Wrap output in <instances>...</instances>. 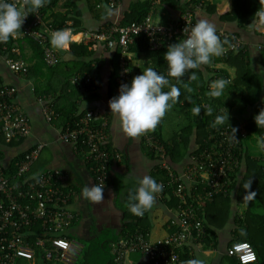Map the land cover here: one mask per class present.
<instances>
[{
  "label": "built area",
  "instance_id": "obj_1",
  "mask_svg": "<svg viewBox=\"0 0 264 264\" xmlns=\"http://www.w3.org/2000/svg\"><path fill=\"white\" fill-rule=\"evenodd\" d=\"M121 1L109 0L107 5L116 9ZM161 1L165 0H153L152 7ZM12 2L22 6L23 0ZM204 8L205 3L199 1L193 11L181 13L169 24H156L151 9L140 21L124 26L113 21L96 31L82 32L79 41L103 42L120 49L116 79L119 88L131 80L129 49L136 37L144 35L150 51L167 49L184 39L183 29L195 24V12ZM65 30L74 36L71 28ZM22 31L17 38H29L41 45L44 64L54 67L60 57L50 41L58 30L43 21L40 10L33 12L31 19L30 14L27 15ZM217 34L229 42L224 45L226 54L245 50L243 41L236 34L225 30H217ZM259 49L264 51V45ZM16 55L14 58L5 57L6 67L15 75L26 76L29 64L18 52ZM79 80L75 78L73 82ZM90 81L89 77L86 78L85 85ZM17 93L16 86L4 83L0 78V137L7 143L21 142L31 134L29 117L17 105ZM38 101L46 122H53L57 113L51 98L40 96ZM202 108L210 109V103L203 102ZM238 129L244 138L248 135L245 124ZM140 138L146 151L157 161V171L162 174L156 180L163 185L158 196L165 199L174 197L179 204L169 225L171 232L166 237L151 240L148 235L135 231L120 239L113 252L118 263H122L128 254L139 253L147 258V264H181V252L185 248L190 252L189 244L202 242L206 235L201 215L204 205L231 194L232 175L239 169L243 154L241 140L237 135L236 140L230 139V129L215 127L204 141L206 145L190 153L188 163L177 170L170 161L166 145L153 131ZM59 139L71 143L74 151L85 158L95 183L107 185L112 162L122 158L121 153L110 145L107 116L96 110L85 111L73 125L62 128ZM43 148L44 145L38 143L27 151L16 153L15 156H22L12 171L7 163L0 162V264H76L82 253L83 245L70 234L78 217L71 207L74 191L69 175L57 168L32 172ZM3 151L0 143V155ZM227 255L235 257L240 264L256 261V253L248 242L233 244L227 249Z\"/></svg>",
  "mask_w": 264,
  "mask_h": 264
},
{
  "label": "crops",
  "instance_id": "obj_2",
  "mask_svg": "<svg viewBox=\"0 0 264 264\" xmlns=\"http://www.w3.org/2000/svg\"><path fill=\"white\" fill-rule=\"evenodd\" d=\"M71 1L73 7L70 8V10L64 6L67 0H59L54 7H49L45 13H42L43 21L45 23H50L52 13H65L67 10L72 14H74V11H79L80 13L78 17L81 22L78 27L79 30L76 33L74 32L75 34L71 37L70 42L61 49V54H59V61L61 64L56 68H51L47 67L42 62H38L40 63V68L38 69V67H36L35 74L30 77L15 75L7 68V70L5 68L3 70L0 69V78L2 81L17 87V105L29 117L31 124V134L28 138L12 146L2 144L4 151L2 155H0V162L8 163L16 153L20 154L27 151L35 144L42 143L44 145L39 159L32 167V172H39L46 168H57L65 171L69 175L71 188L74 191L71 207L77 213L78 217L77 221L72 226L70 234L71 237L79 241L84 248L86 242L97 238L102 232H104V230L112 231L115 234L121 232L126 220L124 219V213L121 208L118 207L117 203L124 201L126 195L134 190L138 178H141L144 175H150L157 180L161 177V173L157 171V161L148 154L142 145L141 138L138 137L133 139L128 137L121 129L118 118L110 112L108 106L109 100L112 97L119 95L118 85L115 80L112 81L113 65L115 64L113 59V46L109 47L103 42L93 43L79 41V34L82 32L96 31L100 26L107 22L117 21L119 23L124 11L128 9L131 3L139 1L145 2L148 0H122L121 5L118 8L111 10L106 9L107 11L105 13L102 11L93 12L89 7V3L99 4L102 0ZM179 1L184 4L187 0ZM207 2H209L208 4H210V7H205L204 9L195 12L194 16L196 22L199 20H208L215 25L217 30H225L228 32L239 31L240 38L245 45L244 51L247 53L252 72L264 77V54L259 49V46L264 45V5L259 27L255 33L251 27L238 30L236 22L220 20L219 17L226 11H229L231 0H208ZM181 7L173 9L165 4L154 5L151 8L154 22L156 24H169L178 18ZM103 13L104 17L102 16ZM72 16L74 17L75 15ZM72 23L73 20L67 22L69 28H71ZM71 30H74V28H71ZM74 38L76 40H74ZM71 42L93 45V48L95 49L94 55L88 58H79L74 54L69 53V45ZM14 51L15 53L18 52L29 66H33L37 62V59H34L35 55L33 50L24 42L21 45V51L20 48ZM232 54L235 56L238 52H233ZM0 58L4 59V64L2 63V66L6 67L5 57L0 56ZM222 58H224V56H222ZM215 59L216 58H213L212 63H210L208 67L205 65L199 70H193L196 79H210L209 83L218 78L227 79L230 83L221 97L231 100V102L234 103L238 96L232 92L231 85L237 76V69L233 65H228L222 59L219 60V62H215ZM91 60L93 61V64L96 63V67L100 68L97 71V87H93L90 91H86L85 87L87 85H85V79L88 77L90 79L92 78L90 75L84 74V76L80 77V80L77 82L79 88L77 94L72 95L71 88L66 86L61 89L63 83L59 82V79H62V75L64 77H66V75L67 77L68 75H73V72H75L73 69L77 68L79 62ZM130 62L132 78L141 74V72L148 67H152L161 74L167 76V71L159 66V61L153 53L139 54L130 52ZM51 71L53 72L51 73ZM217 73H219V76L221 77L218 75L214 76ZM186 76L187 74H185V77ZM75 78L76 77L73 78L72 84L74 83L73 81ZM169 79L173 85L180 88V99L182 103L172 106V108H175L173 112L176 111L175 114L178 118V128H171V130L165 129L164 125L167 121L166 115L161 121L159 132L166 143H172L177 135L178 138L181 135L185 137L183 130L189 125H194V122H196L192 113L193 107L191 106L195 101L190 100L193 96L190 94L188 97V90L183 83H178L171 77H169ZM49 80L53 83L52 87L48 83ZM209 83L207 85H209ZM48 89H51L54 94L44 93L43 95H40ZM167 90L168 89L166 88L165 91ZM208 91L209 88L207 86V92ZM46 95L53 101L54 108L55 105L60 107L70 106L71 103L75 102L78 107L75 117H78L81 113L88 110H96L100 115L107 116L110 145L121 153L122 158L120 161L112 162L109 181L105 186V199L102 203L93 204L91 201L83 197L82 192L85 185L95 184L94 174L91 172L85 158L74 151L72 144L63 142L59 139V133L63 128V118H58L57 115L51 123L46 122L44 119L41 112V103L38 101V98ZM186 96L188 98H185ZM203 102H209L210 108L212 107V103L207 97L201 102V109L203 111ZM172 108L169 111H172ZM68 109L70 108L68 107ZM237 109L238 106L233 105L229 107L228 113L231 118L239 119V114L236 111ZM224 111L225 108H222L219 112L222 113ZM192 132L193 133L186 145L182 143L179 144L178 154H175V159L172 160V158H170L172 165L177 170L182 169L188 163L190 153L197 151L200 148V144L197 143L196 128L192 127ZM179 142L182 141L179 140ZM45 152L48 153L47 157L44 156ZM228 198L230 199V205L232 206L231 217L224 223L218 222L216 225L208 226L213 232V234H208V239H210L209 243L191 242L189 244L190 261L198 259L201 261V264H237L234 259L227 255V249L230 247L229 245L234 238H237L242 231L241 229H238L239 226L237 222H234V217L239 215V217L244 220L246 218L245 213L248 210V206H245L244 203H237L235 194H230ZM170 201L171 199L159 197L157 194L155 205L144 214L150 230L148 236L151 240L163 239L171 232L169 225H171L172 220L176 216V208L169 204ZM254 206L258 205L254 204ZM261 209V212L259 211L256 213L251 211L249 214L252 216L250 222L252 223L253 221L251 227H253L254 232L256 231L258 233V235H256V237H258L257 239L264 243V227L262 228V226H264V208L261 207ZM236 229H238L237 232L235 231ZM80 258L81 255L76 264L79 262ZM147 261V258L139 253H131L128 254L124 258V261L119 264H147ZM254 264H264V258L261 257L260 261Z\"/></svg>",
  "mask_w": 264,
  "mask_h": 264
},
{
  "label": "trees",
  "instance_id": "obj_3",
  "mask_svg": "<svg viewBox=\"0 0 264 264\" xmlns=\"http://www.w3.org/2000/svg\"><path fill=\"white\" fill-rule=\"evenodd\" d=\"M59 0H48L46 5L39 10L42 13H45L49 7H54ZM109 0H102L99 4H90L89 7L90 10L95 11H102L106 12L108 10H111L107 3ZM199 1H203L205 3V7H210L208 0H187L182 4L179 0H165L161 1L160 4H165L173 9L180 8V14L184 13L186 11H193L194 5H196ZM152 2L153 0H148L145 2H133L129 5L128 9L124 11V14L119 22L121 26L128 25L131 22L140 21L143 19L148 13L151 11L152 8ZM181 3V5H180ZM179 5V6H178ZM263 5L264 0H231V7L229 11H226L224 14H222L219 18L220 20L228 21V22H236L238 25V30L243 28L251 27V29L256 33L257 28L259 27V23L262 17L263 13ZM65 8H72L73 3L71 0H67L65 3ZM69 10L65 13H52L50 17V24L53 26L55 30H65L69 26L67 22L69 20H73V23L71 25V28H74L73 33L77 32L79 30V25L81 22L79 21L78 17L80 15L79 11H74V14H72ZM103 13V17H104ZM30 14V19L32 18V13ZM72 15H75L74 17ZM111 23V22H107ZM106 24V23H105ZM74 33V34H75ZM230 33H234L237 36L240 37L239 31H233ZM117 38L115 37L114 40ZM117 41V40H116ZM227 41V40H226ZM24 43L28 44L31 49L34 52L35 58L37 59V62L33 66H29L27 77H30L31 75L35 74V69L38 67L40 68L38 62H43V49L42 46L38 43L30 40L29 38H13L10 39L7 43H0V56L2 57H16V53L14 50L19 49L21 51V45ZM229 42L225 45H228ZM58 53L61 54V49L56 48ZM113 53H114V61L115 64L113 65V71H112V81L117 79L118 73H119V59H120V49L114 45L112 47ZM167 49L157 50V51H150L149 50V44L148 40L144 35H140L136 37L133 44L130 46L129 51L135 52V53H153L156 59L159 61V66L167 71V62L163 59V54ZM69 53L74 54L75 56L79 58H88L95 53V49L93 48V45L87 44L84 45L82 43L77 44L75 42H71L69 45ZM233 52H229L228 54L224 55V58L219 57L215 59V62H219V60H223L228 65H233L237 69V76L233 81V84L231 85V90L234 92V94L237 97L236 101L233 103L231 100L224 99L221 96L216 99L210 100L212 103V112L213 115H208V111H201V115L199 117H195L196 122H194V125H189L183 130L184 136H180L178 138V135L175 137L172 143H166L159 132V128L161 126V123L157 126V128L153 131L159 138L162 139L164 144L167 147V151L169 154V158L175 159V154H178V146L179 144L186 145L189 141L191 135H192V127L196 128V135H197V143L200 144V146H205L206 143L204 141L207 139L208 135L211 133V131L215 128L213 127V123L215 120V117L220 114H224L228 111L230 106H238V109L236 110L239 114V119L231 118L229 116V124L232 127H236L237 129L241 124H245L246 130L248 132V135L244 138L242 134H240V131L238 129L236 135L240 137V144L242 147V157H241V164L239 169L236 171L235 174L232 175L233 182L231 185V194L236 195V202L237 203H247L248 210L245 213L246 218L243 220L239 217V215H236L234 217V222H237L239 228L242 231L237 236V238H234V240L230 243L229 246H232L235 243H241V242H248L253 247L255 253H256V261L254 263H258L260 261V258H264V243L258 240L256 235L258 233L253 230L252 223L250 222V218H252L251 214V207L252 204L255 203V201L260 205L262 208H264V149H261L259 147V143L257 140L264 139V128H257L255 124L254 117L257 115L262 109H264V97H263V91H264V77L261 75H257L252 72L251 66L249 64V59L247 56V53L244 50H240L237 55H233ZM264 54V51H262ZM262 54V55H263ZM247 59H246V58ZM264 57V55H263ZM32 61V60H31ZM61 64L60 61L54 66L55 68ZM207 67L209 65H206ZM51 67V68H54ZM100 68L96 67V63L93 64V61H81L78 63L77 68L73 69L74 74L73 75H66L64 77L62 75V79H59V82L63 83L61 86V89L63 87H69L71 88V94L75 95L77 94V90H79L77 83L72 84V80L74 77L79 78L83 77L84 74H88L91 76L90 84L85 87L86 91H90L91 88L97 87V77H98V70ZM132 70V68H131ZM53 71H51L52 73ZM56 73V71H55ZM221 73V72H220ZM188 75V74H187ZM222 75V74H220ZM216 76V75H214ZM219 76V75H218ZM221 77V76H219ZM131 79H132V72H131ZM183 85L188 90V97L190 94L193 96L190 98V100L195 101L191 106L194 107H200L201 108V102L203 99L208 97L207 92V84L209 83V80L204 79H195L191 80L190 78L183 77ZM49 85L52 87L53 83L51 80L48 81ZM37 91V90H36ZM44 93L52 94L53 91L51 89L45 90L42 92ZM54 94V93H53ZM187 96L185 98H188ZM209 98V97H208ZM68 107L70 109H68ZM77 105L74 103H71L70 106H56L55 105V111L58 115V118H63V127H67L69 125H73L74 122L81 117L84 113H81L78 117H75V113L77 111ZM225 108V111L220 113L219 111ZM201 118V119H200ZM218 128L227 127V125L223 126H216ZM229 129V128H228ZM182 141V142H179ZM0 143L12 146L15 144H18V142H5L0 137ZM204 144V145H203ZM151 155L150 153H148ZM19 156H13L11 160L7 163L9 166V170L15 169V162L20 160ZM152 156V155H151ZM153 157V156H152ZM111 168V167H110ZM162 175V174H161ZM249 185L251 187L249 188ZM253 193H255L253 195ZM229 197V196H228ZM228 197H218L214 202L208 203L204 205L203 213H201L206 235L203 237V241L205 243H209L210 239H208V234L213 232L209 229L208 226L210 225H216L218 222H226L230 217L232 213V206L230 205V199ZM129 194L126 195L125 200L122 202H118L117 205L119 208H121L122 212L124 213V219L126 222L123 224L122 231L118 234H115L112 231L104 230V232L101 233L97 238H94L88 242L85 243L84 248L81 253V258L77 264H119L116 260V255L113 252L114 246L116 243L123 238H127L131 234H133L135 231H140L146 235H148L149 227L146 221V218L143 216H135L131 214L128 210V203H129ZM171 201L169 204L173 207H176L179 203L174 198H170ZM224 199V200H221ZM145 214V213H144ZM250 215V217H249ZM242 217V216H241ZM206 221V222H205ZM264 222V221H263ZM264 226H262L263 228ZM236 229L235 231L237 232ZM260 235V233H259ZM260 237V236H259ZM181 257V264H190L189 260V251L187 248L184 249V251L180 254ZM234 259L237 264H240L238 260L235 257H230ZM252 263V264H254Z\"/></svg>",
  "mask_w": 264,
  "mask_h": 264
},
{
  "label": "clouds",
  "instance_id": "obj_4",
  "mask_svg": "<svg viewBox=\"0 0 264 264\" xmlns=\"http://www.w3.org/2000/svg\"><path fill=\"white\" fill-rule=\"evenodd\" d=\"M47 2L48 0H23L22 6H19L12 0H0V43L17 38L23 32L22 25L27 15L38 11ZM183 33L184 39L169 45L163 54V59L167 62V76L148 67L129 82L121 84L119 95L109 100L110 112L118 118L121 129L128 137L135 139L154 131L172 106L182 103L181 90L170 82L169 77L182 83L183 77L188 74L187 78L195 80L193 70H199L202 66L212 63L213 58L226 54L224 45L227 41L221 39L215 25L208 20H199L186 26ZM70 38L69 30H59L53 33L50 42L52 46L62 49L70 42ZM229 83L230 81L224 78L211 81L208 85L209 99L219 98ZM201 111L200 107H194L193 116L199 117ZM208 115H213L211 108L208 109ZM254 120L257 128H264V109L255 115ZM223 125L230 129V139L236 140L238 129L230 126L228 111L215 117L213 127ZM259 147L264 149V140L260 142ZM162 191L163 185L152 176L144 175L138 178L136 187L129 194V212L135 216H143L153 208L157 194ZM104 193L105 184L102 182L86 184L82 195L93 204H100L105 199ZM190 264H201V261L193 259Z\"/></svg>",
  "mask_w": 264,
  "mask_h": 264
},
{
  "label": "rangeland",
  "instance_id": "obj_5",
  "mask_svg": "<svg viewBox=\"0 0 264 264\" xmlns=\"http://www.w3.org/2000/svg\"><path fill=\"white\" fill-rule=\"evenodd\" d=\"M74 40H76L75 38H74ZM0 60H1V62H0V69L1 70H3L4 68L6 69L7 67H5V66H2V63L4 64V59L3 58H0ZM8 69V68H7ZM6 69V70H7ZM9 70V69H8ZM10 71V70H9ZM11 72V71H10ZM12 73V72H11ZM174 108V107H173ZM172 108V111H168L167 112V114H166V122H165V125H164V127H165V129L166 130H171V128H178V118H177V115L175 114V112H173V110H175V108L173 109ZM175 121V122H174ZM257 141H259V140H257ZM45 155L44 156H48V153L47 152H45L44 153ZM45 160V159H44ZM256 202H258V201H255V203L254 204H257ZM254 204H252V207H251V211H254V212H261L262 211V209H261V206L259 205V206H254ZM244 205L246 206V205H248L247 203L245 204L244 203ZM258 205V204H257ZM254 206V207H253ZM232 208V207H231Z\"/></svg>",
  "mask_w": 264,
  "mask_h": 264
},
{
  "label": "bare ground",
  "instance_id": "obj_6",
  "mask_svg": "<svg viewBox=\"0 0 264 264\" xmlns=\"http://www.w3.org/2000/svg\"><path fill=\"white\" fill-rule=\"evenodd\" d=\"M77 37V36H76Z\"/></svg>",
  "mask_w": 264,
  "mask_h": 264
}]
</instances>
